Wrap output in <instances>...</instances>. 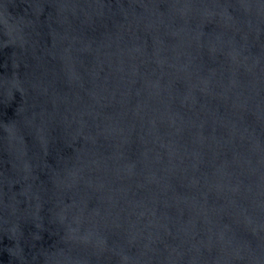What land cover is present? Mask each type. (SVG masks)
Returning a JSON list of instances; mask_svg holds the SVG:
<instances>
[{
	"label": "water",
	"instance_id": "water-1",
	"mask_svg": "<svg viewBox=\"0 0 264 264\" xmlns=\"http://www.w3.org/2000/svg\"><path fill=\"white\" fill-rule=\"evenodd\" d=\"M0 264H264V0H0Z\"/></svg>",
	"mask_w": 264,
	"mask_h": 264
}]
</instances>
